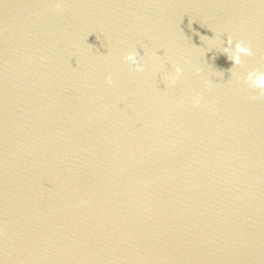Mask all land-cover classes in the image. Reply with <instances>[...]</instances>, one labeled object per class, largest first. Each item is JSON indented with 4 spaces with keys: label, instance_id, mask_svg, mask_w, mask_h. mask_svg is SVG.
<instances>
[{
    "label": "water",
    "instance_id": "95a60500",
    "mask_svg": "<svg viewBox=\"0 0 264 264\" xmlns=\"http://www.w3.org/2000/svg\"><path fill=\"white\" fill-rule=\"evenodd\" d=\"M252 68L264 0H0V264H264Z\"/></svg>",
    "mask_w": 264,
    "mask_h": 264
},
{
    "label": "clouds",
    "instance_id": "9594fccd",
    "mask_svg": "<svg viewBox=\"0 0 264 264\" xmlns=\"http://www.w3.org/2000/svg\"><path fill=\"white\" fill-rule=\"evenodd\" d=\"M206 37V36H201ZM200 37V38H201ZM223 53L227 55L228 60L232 62V67L229 69L231 72L236 66H243L242 57H251L253 55L252 48L244 43L243 41H236L233 44L232 38L229 36L226 41V46L223 49ZM123 61L127 62L130 66L135 67V71H144V65L140 62L138 58V53L135 50L128 51L123 57ZM200 72V69H196ZM183 74V68L177 64L174 68V74H169L165 77V86H175L178 82L180 76ZM218 75H223V71H220ZM239 79V77H237ZM106 82L110 85L112 84L111 75L106 77ZM243 82L249 88L256 90L258 95L251 96L250 99L264 98V68H252L248 70L243 77ZM210 87L209 85H206ZM194 105H199L201 103V97L196 95L192 98Z\"/></svg>",
    "mask_w": 264,
    "mask_h": 264
}]
</instances>
